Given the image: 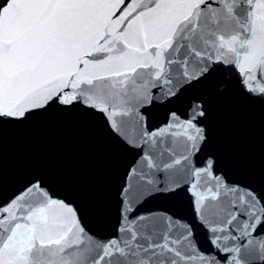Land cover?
<instances>
[{
  "label": "snow or ice",
  "instance_id": "1",
  "mask_svg": "<svg viewBox=\"0 0 264 264\" xmlns=\"http://www.w3.org/2000/svg\"><path fill=\"white\" fill-rule=\"evenodd\" d=\"M0 264H264V0H0Z\"/></svg>",
  "mask_w": 264,
  "mask_h": 264
}]
</instances>
